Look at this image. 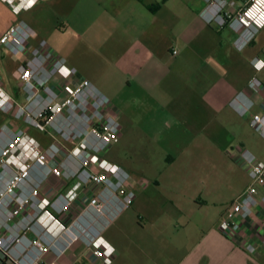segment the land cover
I'll use <instances>...</instances> for the list:
<instances>
[{"label":"crops","instance_id":"obj_1","mask_svg":"<svg viewBox=\"0 0 264 264\" xmlns=\"http://www.w3.org/2000/svg\"><path fill=\"white\" fill-rule=\"evenodd\" d=\"M104 2L108 8L101 14V20L87 23L78 13L73 15L70 28L75 42L67 59L77 70L79 80L93 82L110 100L112 112L122 124L121 139L126 134H141L163 144L174 155L192 154L201 136L210 141L215 139L218 99L226 97L227 89L223 86L206 95L199 94L197 88L203 85L199 78L202 73L211 76L216 71L211 60L217 54L192 48L195 41L167 53H152L147 48L146 24L153 15L147 8L149 5L142 0ZM5 5L0 1V10L7 9ZM12 22L2 29L0 38ZM137 28L141 36L136 35ZM1 50H7L0 46V66L5 73L9 67L3 62ZM75 82L74 79L67 86V91L74 88ZM14 92L19 98L18 89ZM111 161L131 172L129 188L138 209L142 208L146 192L143 186L166 184L173 190V197L183 202L180 204L184 213L119 214L102 233L115 248L112 264H264V247L250 254L243 246L246 242L264 246V210L257 209L238 234L226 236L219 228L225 210L251 183L244 166L232 160L206 165L205 180L196 182L190 169V173L180 177L173 172L159 181L135 176L114 155ZM206 171L210 173L207 175ZM219 171L231 172L234 178L219 186L216 181ZM208 203L214 205L215 214H202ZM137 217L140 229L146 232L143 235L135 231ZM28 236L32 238V234ZM46 260L58 264H102L80 240L60 258L50 253Z\"/></svg>","mask_w":264,"mask_h":264},{"label":"built area","instance_id":"obj_2","mask_svg":"<svg viewBox=\"0 0 264 264\" xmlns=\"http://www.w3.org/2000/svg\"><path fill=\"white\" fill-rule=\"evenodd\" d=\"M3 1L18 14L40 0L31 4L29 0ZM209 11L213 10L205 12L208 21L213 19L207 17ZM263 21L249 22L256 28ZM243 27L248 25L240 22L236 29ZM28 31L24 22L11 25L0 38V46L15 54L26 45ZM76 75L77 70L55 57L42 40L21 71L24 101L0 86V111L51 138L44 145L28 127L13 124L0 129V258L6 264H58L46 257L53 253L60 258L78 240L102 264L113 263L115 248L102 233L131 207V175L104 157L121 136L109 99ZM74 79V88L63 96L62 89ZM256 84L250 83L251 87ZM239 99L240 114H247L253 102L245 95ZM252 126L264 132V117L256 115ZM235 159L247 169L251 183L220 219L219 228L226 236L238 234L257 209L264 210V161L243 148ZM243 246L250 254L264 247L252 242Z\"/></svg>","mask_w":264,"mask_h":264},{"label":"rangeland","instance_id":"obj_3","mask_svg":"<svg viewBox=\"0 0 264 264\" xmlns=\"http://www.w3.org/2000/svg\"><path fill=\"white\" fill-rule=\"evenodd\" d=\"M142 1L147 3L153 12L146 24L148 50L155 54L167 53L172 48L180 49L184 43L195 41L192 48L217 54V58L211 60V66L216 71L211 76H205L203 73L199 76L203 84L197 88L199 94L202 92L207 95L209 92L212 95L225 86L227 95L224 99H218L216 138L210 141V138L201 136L196 141L192 154L174 155L167 152L163 144L159 145L141 134H126L122 139L120 136V143L114 145L104 157L110 161L113 155L118 157L135 176L148 180L162 181L164 176L173 172L180 177L185 172L190 173L191 169L196 182L206 179V165H220L232 160L239 163L235 157L240 155V148L264 161V132L257 131L252 126L256 115L264 117V21L256 28L249 22L257 23L264 19V0ZM5 4L7 9L0 10V32L10 21H13L11 25L24 22L29 26L27 43L18 52L9 54L1 50L3 62L9 68L3 73L0 66V86L18 101H24L20 75L32 49L37 47L40 41H46L55 57L64 59L66 65L71 67L67 58L71 52L70 47L72 48L75 42V34L70 28L73 15L78 13L84 22L89 23L101 20V14L108 8L104 0H40L17 14L8 3ZM209 9L213 10L214 15L210 21L205 17V12ZM241 21L247 24L248 28L237 30L236 27ZM244 32L246 38L239 42V37ZM136 35L141 36L138 28ZM60 80L56 78V81ZM252 81L257 82L255 87H251ZM89 82L95 87L93 82ZM197 85L199 84L195 86ZM15 89H18L19 98L15 95ZM68 93L69 90L62 89L63 96ZM242 95L249 98V103L253 102L248 113L244 115L239 111V98ZM13 124L28 127L32 135L44 145L50 144L51 138L44 132L16 122L11 115L0 111V129L4 125ZM119 124L122 135L120 121ZM67 146L72 147L70 144ZM208 173L210 172H207V175ZM230 173L218 172L216 181L219 186L234 178ZM129 174L131 175V172ZM143 189H146V192L141 200V210L136 203H132L131 207L121 214H184L180 204L183 202L173 197V190L168 185H152L149 188L143 186ZM203 190L206 191L207 188ZM202 214H215L214 205L205 204ZM139 224L141 221L137 217L138 228L136 227L135 231L137 235H143L146 232L143 233Z\"/></svg>","mask_w":264,"mask_h":264},{"label":"snow or ice","instance_id":"obj_4","mask_svg":"<svg viewBox=\"0 0 264 264\" xmlns=\"http://www.w3.org/2000/svg\"><path fill=\"white\" fill-rule=\"evenodd\" d=\"M33 2H34V0H29V4H31V3H33ZM65 71H66V70H65ZM103 243H104V241L101 240V241H100V244H103ZM108 251L111 252L112 250L109 248ZM101 255H103V253H101Z\"/></svg>","mask_w":264,"mask_h":264},{"label":"bare ground","instance_id":"obj_5","mask_svg":"<svg viewBox=\"0 0 264 264\" xmlns=\"http://www.w3.org/2000/svg\"><path fill=\"white\" fill-rule=\"evenodd\" d=\"M213 8H214V7H213ZM262 11H264V9H263V8H262ZM209 13H210L211 15H209ZM207 17H208V18H212V17H213V13H212L211 11H210V12H208V13H207ZM241 22H242V21H241Z\"/></svg>","mask_w":264,"mask_h":264},{"label":"trees","instance_id":"obj_6","mask_svg":"<svg viewBox=\"0 0 264 264\" xmlns=\"http://www.w3.org/2000/svg\"><path fill=\"white\" fill-rule=\"evenodd\" d=\"M147 8H148V9H151L150 6H147ZM0 260H1V263H2V264H6L5 260H3V259H1V258H0Z\"/></svg>","mask_w":264,"mask_h":264}]
</instances>
